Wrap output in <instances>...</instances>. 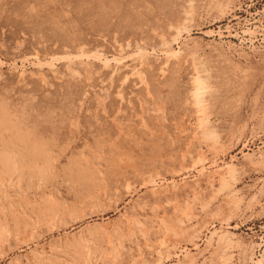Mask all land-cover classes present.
<instances>
[{"label": "rangeland", "instance_id": "1", "mask_svg": "<svg viewBox=\"0 0 264 264\" xmlns=\"http://www.w3.org/2000/svg\"><path fill=\"white\" fill-rule=\"evenodd\" d=\"M0 264H264V0H0Z\"/></svg>", "mask_w": 264, "mask_h": 264}, {"label": "bare ground", "instance_id": "2", "mask_svg": "<svg viewBox=\"0 0 264 264\" xmlns=\"http://www.w3.org/2000/svg\"><path fill=\"white\" fill-rule=\"evenodd\" d=\"M138 73V72H137ZM200 72H198V74H197V76H196V78L193 80V83H194V85L196 86V89H195V92L193 93L194 94V96L197 98V99H200L201 98V95H202V91H201V83H200V78L202 77L200 74H199ZM140 74V73H139ZM139 76V75H138ZM140 79V78H139ZM142 79V78H141ZM200 115H202V113H198V119L199 120H201L200 118H202V119H205V117L203 116V117H200ZM204 115V114H203ZM94 214H98V213H94ZM94 214H93V216H94ZM57 216L52 220V222L49 224V225H47L46 226V228H45V230H43V232L40 234V233H38L37 235H35V236H32L31 238H29V239H27L26 240V244H29L30 242H33V241H36L37 240V238H40V236H43L44 237V234H52V233H59L60 231H62V233H64V232H67V230H69V229H74V228H76V227H74V226H72V223H70V222H60V221H58L57 219ZM78 219V218H77ZM76 219V220H77ZM103 219H107V217H105V218H103ZM96 220H102V218H100V216H98V217H96L95 218V220H93L94 222L96 221ZM79 223H81V224H83L84 223V220H83V218H81L79 221H78ZM39 225H41V224H39ZM140 226V225H139ZM145 232V231H144ZM167 233V232H166ZM168 237V236H167ZM43 240V239H42ZM22 244V243H21Z\"/></svg>", "mask_w": 264, "mask_h": 264}]
</instances>
